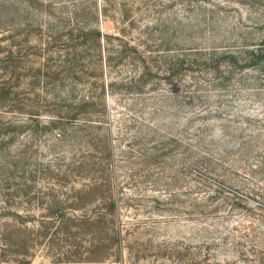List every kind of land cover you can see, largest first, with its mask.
Masks as SVG:
<instances>
[{
  "label": "rangeland",
  "instance_id": "obj_1",
  "mask_svg": "<svg viewBox=\"0 0 264 264\" xmlns=\"http://www.w3.org/2000/svg\"><path fill=\"white\" fill-rule=\"evenodd\" d=\"M263 40L264 0H0V264H264V74L178 59Z\"/></svg>",
  "mask_w": 264,
  "mask_h": 264
},
{
  "label": "trees",
  "instance_id": "obj_2",
  "mask_svg": "<svg viewBox=\"0 0 264 264\" xmlns=\"http://www.w3.org/2000/svg\"><path fill=\"white\" fill-rule=\"evenodd\" d=\"M201 54L205 55L201 57V59L204 58V66L213 70V75L215 76L214 83L217 86H225L231 79H235L237 76H239V85L242 83L250 85V82L254 81L253 79L245 78V75L249 73L253 75L255 73L264 74V40L258 45H247L237 50L217 48L208 53H195L192 54L194 56L192 60L188 59L187 55H178V59L180 62L189 60L190 63L196 64L200 60L198 55ZM101 180L105 181L104 179ZM101 180L93 177L91 186L100 183ZM111 203L112 206H115V201L111 200ZM2 241L4 240L2 239ZM194 257V264H210L208 261L216 259V255L210 253V251L204 254L195 252ZM0 260H2L1 256Z\"/></svg>",
  "mask_w": 264,
  "mask_h": 264
}]
</instances>
